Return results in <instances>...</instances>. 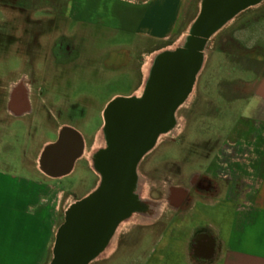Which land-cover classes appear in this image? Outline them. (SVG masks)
I'll list each match as a JSON object with an SVG mask.
<instances>
[{"label":"flooded vegetation","instance_id":"af4514ba","mask_svg":"<svg viewBox=\"0 0 264 264\" xmlns=\"http://www.w3.org/2000/svg\"><path fill=\"white\" fill-rule=\"evenodd\" d=\"M203 8L202 4L189 28L186 41L173 50L167 48L173 46L174 42H166L158 49L161 52L157 53L148 65L145 63L147 51L139 55L134 54L132 49L131 52L126 50L121 53H104L101 50L92 54L78 53L75 50L76 46L64 41L68 38L80 39L79 33L76 34L74 31L76 27L70 28L74 25L69 26L68 21H53L49 22L48 26L50 23L54 26L61 25L62 31L53 32L56 34L51 51L39 53L40 32L34 31L30 38V51L15 52L21 56L20 65L18 64L11 72L0 75V117L2 115L4 119L2 122V117L0 118V126L7 128L9 125L5 120L9 118L10 111L15 113V122L22 125L24 130H29L27 134L31 155L37 154L33 134L39 125L38 121H42V125L49 130L57 118L74 113L73 111L80 106H83L84 112L92 109L89 96L74 94L75 85L81 78L92 82L106 74H117V77L127 82L133 81V86L127 93L112 95L100 114L94 116V119L100 121V148L90 154L91 163L83 157L86 134L78 131L71 121L63 122L66 127L74 129L82 141L81 152L74 160L72 169L65 175L70 174L76 164L84 162L96 176L93 186L76 202L93 193L103 202L114 196L116 203L112 201V208L115 210L122 208L123 211L115 221L113 233L116 238L118 234L123 237L128 232L131 228L128 226L136 217L142 221L141 225L136 227L140 229L144 228L151 218L157 219L164 212L159 201L166 193L160 188H155L150 194H157V199L144 196L141 186L143 174L153 180L162 181L166 179V176L162 175L164 172L180 170L186 160L185 157L188 156V147L193 146L195 141L188 137L187 133L193 125L192 121L195 118L210 120L215 109L239 102L246 90L243 79L246 73L251 77L249 82L251 86L264 75V0H249L236 13L225 18L226 20L219 19L217 28H213L207 35L199 30ZM16 41L19 40L15 39L14 42ZM198 41L201 43L198 44ZM187 51L201 55L195 71L194 58ZM212 59L213 66L210 64ZM132 65L136 67L135 73H131L129 69ZM206 70L210 71L209 75L202 79ZM233 72L238 74L233 75ZM13 82L17 83L18 88L14 95L10 93ZM48 90L50 95L46 97L45 102L43 101L45 106L40 102L41 105L36 109L35 96H43ZM38 109L45 111V114L40 115ZM28 114L32 116L29 118ZM119 123L122 126L117 129ZM152 130L155 131L152 141L144 143L151 136ZM103 132L105 138L102 136ZM16 134L17 130L15 137ZM59 135L50 144H54ZM117 137H123L131 142L127 143L122 151H118L114 143ZM214 139L213 133L201 138V141L206 142V148L202 149L205 153L204 170L191 174L192 178L185 182L186 185H190V191L183 189L174 191L175 195L171 197L173 204H178L181 200L191 203L194 193H199L206 200L217 191L213 178L209 175L213 153L217 150L214 148ZM73 142V139L68 140L63 153L64 160L56 162L55 166L65 165ZM135 147H140L139 159L132 165L131 156ZM167 147L174 153H166L164 148ZM192 152L193 156L198 155L197 152L194 154ZM130 169L135 175L125 183L114 181L110 175L116 171ZM220 179L224 183L230 181L228 176ZM118 195L123 196V202L117 200ZM212 239L211 229L207 225L199 226L194 230L190 246L193 250L205 247ZM122 241L118 242L119 246Z\"/></svg>","mask_w":264,"mask_h":264},{"label":"crops","instance_id":"0c3cea01","mask_svg":"<svg viewBox=\"0 0 264 264\" xmlns=\"http://www.w3.org/2000/svg\"><path fill=\"white\" fill-rule=\"evenodd\" d=\"M202 1L68 0L61 21L75 22L80 36L81 30L98 27L104 30L102 40H113L123 32L138 39L134 47L149 41L162 45L187 33ZM191 10L194 16L189 18ZM243 79L245 94L236 103L245 106L246 113L231 125L224 141L229 165L222 168L216 150L209 170L217 191L206 200L194 193L189 204L183 200L173 208L165 204L163 214L142 230L136 228L142 223L136 217L125 234L131 245L117 260L120 234L108 255L100 253L89 264H132L134 260L137 264H264V75L254 86L249 74ZM252 99L253 107L249 106ZM65 127L61 122L52 129L56 138ZM56 138H47L46 145ZM77 165L60 177L41 174L38 164L25 165L23 175L0 159V264H51L58 229L67 209L80 198L58 181L71 176ZM224 173L229 174L228 183L220 179ZM203 225L211 229L217 243L209 260L195 257L190 246L192 233Z\"/></svg>","mask_w":264,"mask_h":264},{"label":"rangeland","instance_id":"374dc122","mask_svg":"<svg viewBox=\"0 0 264 264\" xmlns=\"http://www.w3.org/2000/svg\"><path fill=\"white\" fill-rule=\"evenodd\" d=\"M67 3L68 0H0V75L9 73L12 71V69H16L18 64L20 65L21 56L15 52L20 53L30 51V38L34 31L38 30L40 32L38 37V42L40 43L39 53L44 54L51 51V44L53 43L54 34H56L53 32L62 31V26H54L51 25L52 23H50L48 26V23L53 21H61L64 19L63 17L66 11ZM187 15L190 18L192 15L194 16V12L191 10L187 13ZM73 25L74 27L70 28L73 29L76 27L75 22H70L69 26ZM47 27L50 28L47 29ZM74 31L76 34L79 33V29L77 27L74 29ZM103 31L104 30L101 28L92 27L81 30V40L77 38H68L64 41H67V43L70 45L76 46V52L84 54H92L100 50L105 53H121L125 52L126 50L131 52L133 50L134 54L139 55L145 50L152 49V52H150L149 55V52L145 53V63H147V65L152 62L154 56L157 53L161 52L158 49L164 45H155L153 41H149L143 44L140 43V45L134 47L133 43H136L138 39L135 37V35H126L123 32L116 35L113 40H102V38L99 36ZM44 33H46L45 35H48L49 37L46 38L45 35H42ZM185 36L186 34L178 40H176L175 37L170 39L168 43L174 42V45L167 49L173 50L175 47L180 45L183 42ZM15 39L19 41L14 42ZM213 60L214 59H212V63L210 62L212 66L214 65ZM129 69L131 73H135L136 71V67L133 65L130 66ZM209 72L210 71L206 70L203 73L202 79L206 78L209 75ZM232 74L235 75L238 73L233 72ZM132 86L133 81L130 80L127 82L125 79L117 77V74H106L102 76L101 79L99 78L97 81L92 82L81 78V81H78L75 85L76 89L74 94L81 93L89 96L90 101H92V109L84 112L83 106H80L73 111L74 113L64 114L57 118L54 121V124L50 126L49 130L45 125H42V121H38L37 123L39 125H37V130L34 131L33 134V139H36L37 154L34 153L33 155H31L28 146L30 140L27 132H29V130H24L22 125L15 122V113L9 109V118L5 120V123H7L9 126L7 128L0 126L1 161H4L6 164H8V166H10L11 169L18 172L19 174H27L25 165L30 166L34 164L39 165V170L43 172L41 174L47 173L42 168L40 163L43 149L44 147L48 146L46 145L47 138H56V133L53 132V130L54 127L56 128L59 123L71 121L73 126H75L78 131L81 130L86 134V144L83 151V157L87 158L91 163L90 154L100 148V121L99 119H94V116H98L100 114L104 104L110 99L112 95L117 93H127L132 88ZM17 89V83L15 84V82H13L12 86L10 87V93L14 95ZM49 95L50 90H48V93H45L43 96H35L34 101L36 109L37 106L39 107V105H41L40 102H42V105L45 104L43 101L45 102L46 97ZM254 103L255 102L253 99L249 100V106L253 107V105H255ZM237 104L238 103H232L229 106L224 105L221 108L215 109L214 112H212L213 116L210 120L203 121V119L199 120L198 118H195L192 121L193 125H191L187 132L188 137L195 139V141H193V146H187L188 156L185 157L186 160L183 162V167L177 171L170 170L169 172H164L162 175L166 176V179L162 181L153 180V178L143 174L141 186L143 188L144 196L157 199V194L150 193L152 189L160 188L166 193L165 197L159 201L162 204V208L165 209V204H167L168 207L173 208L174 204L171 201V197L175 195L174 191L177 189L190 191V185H186L185 182L189 181L192 178V175L200 173L202 170H204L206 164L203 155L205 153L202 152V149L206 148V142L201 141V138H205L211 133L214 134L215 138L213 141L214 148L217 149L222 156L218 159L222 165V168L224 164L228 166L229 158L227 159L226 154L223 152L224 141L227 135L226 133H228L231 125H233L239 119V116L246 113L245 106L240 107ZM38 111L40 115H42V113L45 114V111L43 110L38 109ZM30 116L32 115L28 114L29 118ZM3 121L4 119L2 117V122ZM16 130L17 136L15 137L14 134ZM190 150L193 151V154L197 152L198 155L193 156ZM164 151L169 154L174 153V151L168 147L164 148ZM37 161L38 163H36ZM224 176L229 177V174L224 173ZM95 179V173L92 170H89L85 166L84 162H81L77 166L76 171L71 176L61 179L58 181V183L67 191H76L77 196L81 197L88 188L93 186ZM232 179H234V177ZM128 227L130 228L131 224ZM142 228L143 227H140V230H142ZM193 235L194 232L192 233V237ZM121 240L123 241L114 260H117L119 254L121 255V252L128 244L131 245V242L127 241L126 235L120 237L118 242H121ZM150 244V242H146L144 246L149 247ZM128 259H131V256H129ZM137 262L138 261L134 260L132 261V264H137Z\"/></svg>","mask_w":264,"mask_h":264},{"label":"water","instance_id":"95a60500","mask_svg":"<svg viewBox=\"0 0 264 264\" xmlns=\"http://www.w3.org/2000/svg\"><path fill=\"white\" fill-rule=\"evenodd\" d=\"M249 0H203V15L200 18L199 30L207 35L211 30L217 28L219 19H227L236 13ZM225 19V20H226ZM201 41H198L200 44ZM192 54V52L187 51ZM195 66L200 63V53L192 54ZM125 117V116H124ZM122 126L117 124V129ZM120 132V131H119ZM118 133V132H117ZM121 133V132H120ZM154 130L151 136L144 141L149 143L153 139ZM69 139L74 140L71 153L66 158L65 165H56V162L64 160L63 153ZM80 136L72 128H64L54 144L48 145L43 151L40 159L42 168L54 177H60L67 174L71 169L74 160L81 152ZM131 142L123 137L114 139L118 151H122L127 143ZM135 147L131 156V164L139 159L138 150ZM113 180L127 182L133 178V170L116 171L110 173ZM123 196L118 195L117 200L123 202ZM114 196L107 202H103L100 197L93 193L89 197L73 203L66 211V223L60 231L57 247L54 252L52 264H89L105 248L109 238L112 236L115 228V221L123 213L122 208L115 210L112 208ZM119 202V203H120ZM121 206V204H119ZM114 206V202H113ZM217 243L213 238L211 243L205 247L194 249V256L205 260L212 259L216 253Z\"/></svg>","mask_w":264,"mask_h":264},{"label":"bare ground","instance_id":"6f19581e","mask_svg":"<svg viewBox=\"0 0 264 264\" xmlns=\"http://www.w3.org/2000/svg\"><path fill=\"white\" fill-rule=\"evenodd\" d=\"M189 32H190V29H189V31L186 33V36H185V38L183 39V42L186 41V39H187V37H188V35H189ZM102 136L105 138V136H104V132H103ZM102 142L104 143V142H105V139H104V141H102ZM152 219H153V218H151V220H152ZM151 220H150V221H151ZM115 242H116V237H115V235H114V233H113V235L109 238V240H108V242H107V244H106L104 250L101 252V254H100L99 256L108 255V254L113 250V248H114V246H115Z\"/></svg>","mask_w":264,"mask_h":264},{"label":"trees","instance_id":"16d2710c","mask_svg":"<svg viewBox=\"0 0 264 264\" xmlns=\"http://www.w3.org/2000/svg\"><path fill=\"white\" fill-rule=\"evenodd\" d=\"M67 210H68V209H67ZM66 216H67V215H66ZM66 216H65V218H66ZM65 223H66V219L64 220V222L61 224V226H60L59 229H58L57 236H56V243H55V247H54V252H55V249H56V247H57L58 238H59V236H60V231H61V229H62V227L64 226ZM53 260H54V257H53V259H52V262H53ZM52 262H51V264H52Z\"/></svg>","mask_w":264,"mask_h":264}]
</instances>
